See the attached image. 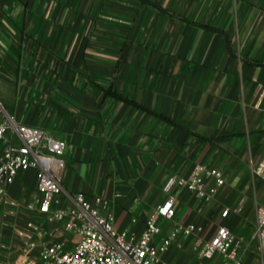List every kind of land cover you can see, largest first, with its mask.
Wrapping results in <instances>:
<instances>
[{"label": "crops", "instance_id": "1", "mask_svg": "<svg viewBox=\"0 0 264 264\" xmlns=\"http://www.w3.org/2000/svg\"><path fill=\"white\" fill-rule=\"evenodd\" d=\"M0 101L66 142L61 206L67 194L101 196L118 230L140 232L173 197L158 240L189 224L204 240L219 224L253 234L264 205V0H0ZM199 166L222 171L216 195L181 184ZM11 197L18 206L0 205V264H41L43 243L70 235L39 214L36 171ZM195 240L165 260L196 264Z\"/></svg>", "mask_w": 264, "mask_h": 264}, {"label": "built area", "instance_id": "2", "mask_svg": "<svg viewBox=\"0 0 264 264\" xmlns=\"http://www.w3.org/2000/svg\"><path fill=\"white\" fill-rule=\"evenodd\" d=\"M32 46L33 41L26 39V47L31 49ZM0 143H3L0 205L18 206L11 197L12 187L21 174L34 170L37 189L41 193L39 214L48 223H59V228L70 235L62 240L43 243L41 264H169L164 255L172 246L184 249V239L190 236H196V264H264V205L257 211V225L250 237L237 235L229 227L219 224L211 238L204 240L200 235L202 228L189 224L175 227L171 235L158 240L162 233L159 219L173 220L176 217L173 197L164 200L145 220L142 231H120L114 225L113 215L103 211L108 201L101 196L91 201L82 192L67 194L71 204L67 207L60 205V197L64 195L60 172L65 165L62 157L66 142L48 135L42 127L17 121L1 101ZM256 174L264 179V156ZM209 179L215 181V186L206 189ZM181 184L201 197L209 198L218 193L225 179L220 169L199 166L189 179H182ZM229 213V209L224 210L222 217ZM27 226L32 233H40L35 222L31 221ZM32 233L27 235L30 240ZM35 245V242L29 243L30 248Z\"/></svg>", "mask_w": 264, "mask_h": 264}, {"label": "trees", "instance_id": "3", "mask_svg": "<svg viewBox=\"0 0 264 264\" xmlns=\"http://www.w3.org/2000/svg\"><path fill=\"white\" fill-rule=\"evenodd\" d=\"M119 96V95H118ZM119 97H121V96H119ZM125 101H127V102H130V103H134L133 101H131L130 99H128V98H124V97H122Z\"/></svg>", "mask_w": 264, "mask_h": 264}]
</instances>
